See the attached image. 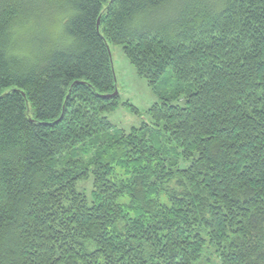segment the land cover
Returning a JSON list of instances; mask_svg holds the SVG:
<instances>
[{
    "label": "trees",
    "instance_id": "obj_1",
    "mask_svg": "<svg viewBox=\"0 0 264 264\" xmlns=\"http://www.w3.org/2000/svg\"><path fill=\"white\" fill-rule=\"evenodd\" d=\"M0 264H264V0H0Z\"/></svg>",
    "mask_w": 264,
    "mask_h": 264
},
{
    "label": "rangeland",
    "instance_id": "obj_2",
    "mask_svg": "<svg viewBox=\"0 0 264 264\" xmlns=\"http://www.w3.org/2000/svg\"><path fill=\"white\" fill-rule=\"evenodd\" d=\"M37 30H45V26L40 23ZM111 50L119 92V107L107 116L114 126L129 131L150 120L148 111L158 99L148 82L139 77L130 64L123 47L112 45ZM78 189L89 195L92 191V182H82Z\"/></svg>",
    "mask_w": 264,
    "mask_h": 264
},
{
    "label": "water",
    "instance_id": "obj_3",
    "mask_svg": "<svg viewBox=\"0 0 264 264\" xmlns=\"http://www.w3.org/2000/svg\"><path fill=\"white\" fill-rule=\"evenodd\" d=\"M100 27H101V19L98 20V24H97L98 32H100ZM108 50H109V55H110L111 64H112V68H113V74H114V77H115L116 89H115V92L114 93L101 95V97L103 99H106V100H111V99L118 98L119 97V92L117 90V78H116V73H115V69H114L113 54H112V50H111V47L110 46L108 47ZM77 84H79V82L74 83L73 86H72V88H74ZM71 91H72V89L70 90V92ZM23 94H24V92H23ZM65 108L66 107L64 106L63 113H62L61 117L55 122V124H58V123H60L63 120L64 114H65Z\"/></svg>",
    "mask_w": 264,
    "mask_h": 264
}]
</instances>
